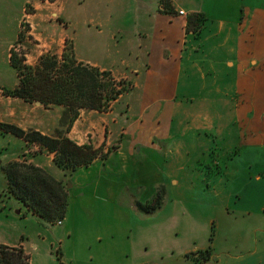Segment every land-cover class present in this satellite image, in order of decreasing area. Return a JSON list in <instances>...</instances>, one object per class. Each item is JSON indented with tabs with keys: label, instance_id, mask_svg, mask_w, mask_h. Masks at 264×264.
<instances>
[{
	"label": "crops",
	"instance_id": "0c3cea01",
	"mask_svg": "<svg viewBox=\"0 0 264 264\" xmlns=\"http://www.w3.org/2000/svg\"><path fill=\"white\" fill-rule=\"evenodd\" d=\"M26 4H32L36 12L33 16L46 24L52 18L67 19L81 26L94 24L93 33L86 39L89 53L91 49L92 54L106 56L76 59L111 72L115 79L132 86L110 111L101 114L116 116L115 119L126 117L132 121L130 125L139 119L130 131L134 146H93L89 138L84 140L90 130H81L84 122L79 118L69 138L80 146L92 145L104 153L102 159L76 172L72 189L83 190L80 175L86 173L90 188H100L103 183L114 206L128 204L135 210L139 204L153 199L154 189L165 201L160 209L148 214L135 210L138 215L129 210L127 214L134 220L130 236L124 234L122 240L112 236L101 246V251L89 252L85 249L91 246L71 242L75 225L68 227L67 223L71 214L76 216V213L67 212L62 225L52 226L8 192L5 175L0 170L3 182L0 245L23 249L30 257V264H193L189 256L208 249L212 253L209 264H264V0H5L0 3L9 8L8 14L10 8ZM195 14L210 20L197 33L188 31V19ZM112 64L123 65L131 76L116 75ZM181 97L190 105L184 104L177 114L172 107H177ZM227 104L230 111L225 109ZM36 109L45 110L38 104ZM30 115L27 111L17 116L11 110L6 115L0 114V122L49 135L40 124L28 121ZM171 119V128L175 130L172 135L158 133L159 129L154 131L156 122L169 125ZM105 128L102 141L110 139ZM154 135L169 142L171 138L172 141L182 138L188 146H150ZM196 142L197 146H193ZM6 149L0 148L1 156ZM37 161L36 165L42 167V160ZM200 164L218 170L207 174L198 169ZM92 174L97 176L93 182ZM169 179L174 183L171 190L163 185ZM133 183L145 186L146 193L139 199L131 197L128 202L126 195L123 197L124 191ZM71 193L70 190V197ZM4 194L11 197L10 203L3 200ZM86 197L87 193H83V199ZM176 198L182 201L190 198L202 214L216 217L202 228L185 219L181 221L176 217L179 214L173 201ZM19 207H26L33 217L26 218L35 219V231L18 227L13 215ZM85 211L93 216L99 209L87 208L82 213ZM107 211L117 213V209ZM138 229L150 230L151 234L140 244L131 240L132 231ZM98 239L105 242L101 237Z\"/></svg>",
	"mask_w": 264,
	"mask_h": 264
},
{
	"label": "rangeland",
	"instance_id": "374dc122",
	"mask_svg": "<svg viewBox=\"0 0 264 264\" xmlns=\"http://www.w3.org/2000/svg\"><path fill=\"white\" fill-rule=\"evenodd\" d=\"M3 1H1L0 3H2ZM165 4L167 3L165 2ZM8 9L9 8H7V6L0 5V114L6 115V113H10L11 110H15L17 116H20L21 113L30 111L31 115L28 121H32L34 123L40 124L41 127H44V129H46V131L49 133V136H55L57 134V130L59 129V122L63 113V108L58 106H50L49 108H45L43 106L45 110L38 111V109H36L37 103H28L22 99L12 98V97L6 99V97L8 96L5 95L4 91L7 89H11L13 87H17L19 83L18 73L12 67L11 64L12 52H16L17 60H20L21 58L24 57L26 60L25 64L29 66H37L40 63V60L44 56H48V55L57 56L58 58L61 59L66 49L70 54H73L75 58L91 57L95 59L96 58L100 59L106 55H101L96 53L92 54L91 49L89 53V48L87 45L88 43L86 39L89 38V36L93 33V30L95 29L93 27L94 24H89V26L87 24H84L83 26H81V24L78 25L72 23L67 19H59V18H52L51 23L46 24L43 23L41 20H39L38 16H33L35 15L36 12L32 4H26L21 6L20 8H15V9L10 8L11 10L9 11L11 13L9 14L7 13ZM13 10L15 11V14L12 12ZM228 14H224V16H227ZM13 18L15 19L14 22H12ZM209 21L210 20H208V18H206V21L204 19L199 21L198 25L194 27V29L196 30V32L194 33H197L198 31L203 29ZM70 24L72 25L71 27ZM99 42L102 41L100 40ZM51 47L52 49H50ZM103 49L104 48L100 47V50ZM111 57H115V55L111 54ZM112 68L115 74L118 76H128V77L131 76L130 70H127L125 67H123V65L120 66L119 64H112ZM12 99H19L21 101H15V103H11V101L9 100ZM184 99L185 98L181 97L176 105L177 107L175 108L172 107V109L175 110L177 114L178 112L184 109L183 108L184 104L190 105V103L185 102ZM22 101L27 104L23 103ZM225 109L230 111V104H227ZM80 116L81 117L79 118H82L84 122V125L81 126V130L83 131L85 130V132L87 128H89L90 130L88 137L87 135L84 136L85 137L84 140L88 141L87 139L89 138L90 140L89 142H91L93 146H99V145L112 146L111 148H117L121 146H131L130 144L134 146L133 136H131L130 131L133 129L132 125L134 126L137 125L139 119H135L133 124L130 125L132 121L130 122V120L126 119V117L119 116L120 119L118 118L115 119L116 116L111 115L110 117L109 116L107 117L106 115L101 114V112L90 111V110L81 111ZM172 121L173 119L169 121L170 123L169 125H165L161 122L160 123L156 122L154 131H157L159 129L157 131L158 133H163L167 136L172 135L175 131L174 129L171 128ZM4 125H10L16 127L18 126L15 124L12 125V124L0 122V148L2 146H5V148H7L6 150H4L5 155L4 156L0 155V165L1 163H3V167H1L0 170H2V172L5 175L8 192L11 193L9 190V186H8L9 184L5 169L14 163H18L26 166H32L42 171H45L47 176L50 178V180L53 181V182L50 181L53 187H55L54 185L55 183L63 184L65 187H67L66 191L68 195H70L69 193L71 190L72 193H71V197L69 196V206L67 212L68 213L74 212L77 214L76 216L71 214V221L67 223L68 227L71 225L72 226L75 225L73 229L74 237L73 239H71V242L73 241L72 244H75V242L78 244L79 242V244L91 246L89 247V250L85 249V251L87 250L89 252H99L102 249L101 246L104 245L109 240L110 237L115 236L116 240L119 239L122 240L124 238L123 237L124 234L130 236L131 233L130 228L134 223V220L132 219V216L130 214H127L129 210H133L134 212L135 210H137L144 214H148L143 209H141L139 205L136 207L137 209L135 210L133 209L134 207H131L128 204L124 206H117V205L114 206L113 202L110 203L108 200L107 197L108 193L105 192V190L103 189V183L100 188H95V187L90 188L88 180H85L86 177H88L86 173L85 174L82 173L80 175V177L83 176L81 177V181L84 184L83 190L81 191L73 190L72 178L76 177L77 175L76 172L68 176L64 172L60 171L56 167V165H54V159H55L54 154H51L45 150H41V148L38 145H30L23 139L15 137L14 135L7 132L2 127ZM104 127H106L105 129L107 133L110 135V139L108 138L107 140L102 141L104 136L103 135ZM24 131L30 132L35 130L27 129ZM79 135L81 137L83 136L81 134ZM207 135L210 138V140L213 142L214 137L209 134ZM160 138L163 137L154 135L150 146H188L182 140V138L173 141H172L173 138H171L170 142L168 141L169 139H160ZM100 140L102 143L99 144ZM197 143L198 142H196L193 146H197ZM102 153H104V151ZM212 154H215V152H212ZM6 159L11 161L8 162ZM38 159L42 160L43 163L42 167H38L36 165ZM198 169L207 172L208 174V172L217 171L218 167L216 168L214 166L200 164L198 166ZM90 177H91L90 180L92 182L97 178L95 174L90 175ZM2 183H3L2 179L0 178V186L3 191ZM163 185L167 186L170 190L174 187V183H172L171 179L167 180ZM189 185H193V184L191 183ZM146 189L147 188L141 184H137V185L135 183L130 184L125 188L123 197L126 195L128 202L132 200L131 197H136L137 199H139L140 196L146 193ZM83 193H87V197L84 199H83ZM159 195H161V193H159L157 189L156 191L154 189L153 199L142 205H148L152 203ZM3 200L10 203L11 197L8 194H4ZM0 201L2 200L0 199ZM17 201L20 204H23L18 199ZM164 201L165 198L162 201V205ZM173 201L176 203L175 207H178L179 214L176 217L181 221L185 219L186 222L188 221L191 224L200 225L202 228L205 227L206 224L208 225L210 219L212 218L214 219L216 217V216H210L208 214H202L197 208V206H195L198 204L194 203V201L190 198L184 201H182V199L176 198L173 199ZM88 203H91L92 206H88ZM92 207L99 209L97 214L92 216L91 214L87 215L86 213H89L87 211L82 213V210ZM25 208L19 207V209L15 211V215H13V219L15 220L19 228H27L30 231H35L36 230L35 219L34 221H31L33 217L26 210L27 208L26 209ZM108 209H112V210L117 209V213H114V211H112V213H108L107 211ZM135 213L140 215L138 212ZM26 216L32 219L30 220L29 218H26ZM58 221H62V220H56L52 222V224L57 223ZM148 223L153 224V221L152 222L149 221ZM136 228L137 227H135V229ZM59 231L62 232L63 228H61V230ZM214 232L215 231L213 230L212 233L213 237L215 236ZM152 234L154 233L152 232ZM43 235L46 236V233L43 232ZM150 235H151L150 230L146 232H142L141 229H138L137 231H132L131 240L133 239L135 243L140 244L141 241L147 240L146 238H144L145 236L149 237ZM99 237H101L105 242L101 243L100 242L101 239H98ZM127 241H129V238H127ZM57 243L59 244V242H56V244ZM165 243L166 241L164 240V244ZM16 249H20V248H16ZM54 250H57V252H59V249L57 247H55ZM85 251L84 253H86ZM190 257H191L190 260L192 261L193 264H195L193 260L202 259L200 253L198 255L197 254L191 255ZM203 264H209V262Z\"/></svg>",
	"mask_w": 264,
	"mask_h": 264
},
{
	"label": "trees",
	"instance_id": "16d2710c",
	"mask_svg": "<svg viewBox=\"0 0 264 264\" xmlns=\"http://www.w3.org/2000/svg\"><path fill=\"white\" fill-rule=\"evenodd\" d=\"M202 19L206 21L202 14L192 15L188 19V31L196 32L194 27ZM16 55L12 52L11 64L18 73L19 83L17 87L5 90V95L28 103H41L45 108L58 106L63 108V113L55 136L26 132L16 126L2 127L28 144L38 145L41 150L54 154V165L68 176L102 159L101 149L92 145L80 146L68 135L81 111L108 112L116 101L131 91L132 86L118 81L111 72L79 62L67 49L61 59L44 56L37 66L26 65L25 58L17 60ZM5 171L10 192L29 210L50 223L66 217L67 187L56 183L53 187L46 172L32 166L14 163ZM162 201V195H159L152 203L139 204V207L151 213L162 207ZM200 256L202 259L193 260L195 264L209 262L211 250L201 252ZM0 264H30V258L23 249L0 245Z\"/></svg>",
	"mask_w": 264,
	"mask_h": 264
},
{
	"label": "built area",
	"instance_id": "2783aa9c",
	"mask_svg": "<svg viewBox=\"0 0 264 264\" xmlns=\"http://www.w3.org/2000/svg\"><path fill=\"white\" fill-rule=\"evenodd\" d=\"M180 15H185V13L184 12H180ZM51 225H58V226H60V225H62V221H58L57 223H54V224H51Z\"/></svg>",
	"mask_w": 264,
	"mask_h": 264
},
{
	"label": "water",
	"instance_id": "95a60500",
	"mask_svg": "<svg viewBox=\"0 0 264 264\" xmlns=\"http://www.w3.org/2000/svg\"><path fill=\"white\" fill-rule=\"evenodd\" d=\"M38 105H41V103H37Z\"/></svg>",
	"mask_w": 264,
	"mask_h": 264
}]
</instances>
